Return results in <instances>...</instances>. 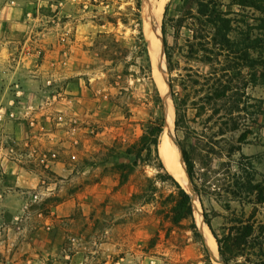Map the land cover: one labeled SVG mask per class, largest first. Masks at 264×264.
I'll return each mask as SVG.
<instances>
[{
    "label": "rangeland",
    "instance_id": "1",
    "mask_svg": "<svg viewBox=\"0 0 264 264\" xmlns=\"http://www.w3.org/2000/svg\"><path fill=\"white\" fill-rule=\"evenodd\" d=\"M160 3L163 7L157 22L154 9ZM222 3L223 10L234 13L231 17L236 25L246 29L247 24L256 29L254 35H263L259 29L264 15L249 8L228 7V0ZM133 4L134 0H0V50L6 52L0 56V105L6 109L0 149H16L7 155L6 176L0 184V200L7 197L6 214H0V264H204L201 247L189 238V232L182 235L175 230L173 240L166 239V224L155 215L157 203L131 202V196L145 189L146 178H152L155 170L140 163L124 184L116 170V164L134 161L129 152L150 111L143 103L141 83L132 75H120L124 61L130 58L126 56L115 66L108 60L116 53L114 41L130 48L132 31L120 23L109 24L106 17L118 16L117 11ZM166 7V17H177L183 5L181 0H141L148 51L146 21L148 33L152 31L161 48L163 62L156 53L158 71L153 73L151 63V74L162 98L164 118L166 105L174 113L161 33ZM103 33L113 38H103ZM190 35L183 29L178 45L183 46ZM173 36L168 28L169 45L175 43ZM176 50L180 67L192 66L202 73L210 70L184 59V52ZM128 71L137 69L129 67ZM254 74L244 70L245 112L240 130L227 137L236 140L243 135L239 153L231 157L232 169L233 161L243 156V164L251 162L258 181L264 184V85L250 82ZM17 89L22 91L19 98L15 97ZM167 138L169 144L179 147L177 142L183 136L175 132L174 122ZM195 151L198 168L210 165L218 169L229 161L227 149ZM156 187V195L169 191L160 183ZM193 194L200 207L192 204L197 227L199 210L202 216L206 213L216 236L225 235L230 215L224 207L226 198L217 201L202 196L200 201ZM63 203L70 211L59 216L56 208ZM229 205L235 215H254V222L264 223V203L232 201ZM202 220L208 229L204 216ZM209 229L218 259L224 264ZM157 231L160 238L153 246Z\"/></svg>",
    "mask_w": 264,
    "mask_h": 264
},
{
    "label": "trees",
    "instance_id": "2",
    "mask_svg": "<svg viewBox=\"0 0 264 264\" xmlns=\"http://www.w3.org/2000/svg\"><path fill=\"white\" fill-rule=\"evenodd\" d=\"M181 1L183 7L177 17H166L168 8H165L161 33L174 106V130L183 136L177 144L184 169L200 201L202 196L217 201L226 198L224 207L230 215L226 217L225 235H215L203 212L204 220L217 242L221 261L224 264H264V223L254 222V215L247 218L245 215H235L229 205L232 201L251 205L264 203V184L258 181V173L251 162L243 164V156L233 161L235 169H232L231 157L239 153L243 135H239L236 140L232 136L227 137V134L240 130L242 114L245 112L242 101L244 70L255 72L250 82L264 85V19L259 29L263 35H254L255 28L247 24L246 29L236 25L238 22L231 17L234 13L223 10L222 0ZM227 6L243 10L249 8L264 15V0H228ZM117 13L119 15L114 17L108 15L106 20L113 26L120 23L125 28L130 27L131 43L130 48H126L121 41H114L116 53L110 55L108 60L115 66L126 56L130 58L124 61L120 75H132L141 83L143 103L150 110L145 128L129 152L133 154L134 161L131 165L116 164L120 182L126 183L140 163L152 167L156 174L146 178L145 189L134 193L131 202L142 205L157 203L155 215L161 224H166V239L173 240L172 233L175 230L182 235L189 232V238L201 247L202 262L212 264L194 219L191 196L166 169L158 152L165 118L162 98L151 74L148 45L142 30L141 0H134L133 5ZM168 28L174 34L173 45H169L166 40ZM183 29L191 35L184 39L183 46H179L177 40ZM101 37L111 39L113 35L103 33ZM176 49L184 52V55L181 54L184 59L208 66L210 70L202 73L192 66L180 67L179 61L175 59ZM129 67L137 71L129 73ZM189 112H192V117ZM196 149H227L225 156L229 161L222 162L218 169H212L210 165L206 169L198 168ZM157 183L169 187V191L156 195ZM159 238L157 231L154 237L156 241L152 240L153 246Z\"/></svg>",
    "mask_w": 264,
    "mask_h": 264
},
{
    "label": "bare ground",
    "instance_id": "3",
    "mask_svg": "<svg viewBox=\"0 0 264 264\" xmlns=\"http://www.w3.org/2000/svg\"><path fill=\"white\" fill-rule=\"evenodd\" d=\"M162 7H163V4L160 3L159 7L154 9V15H155L154 18H155V20H157V22L159 21V19L161 17ZM148 27L149 26L147 24V21L144 22V31L148 37L149 53H150L152 67H153V73L157 75L158 70H157L156 65L158 63L156 64L155 54L157 53V56L160 54V63H162L163 59H162V54H161V48H160V43H159L158 39H154V37H153L154 35L153 36L151 35L152 31L150 33H148ZM159 31H160V29H159ZM158 87H159L161 94H162L163 85L160 83V80L158 82ZM162 95L164 98V103L165 104L168 103L167 97L164 95V93ZM173 122H174L173 108L171 107V105H168V106L166 105V108H165V125H164L165 127H164V132H163V135L161 137L160 144H159V155H160L166 169L174 176V178L177 180V182L179 184H181V186L191 195L192 204L200 210V207H199L198 203L196 202L195 194H193L194 191H192V189H191L192 187H190L189 180H188L187 174H186L185 169H184L180 149L176 145L168 143L167 131L172 130ZM199 210L197 211V214H196L197 215L196 220H197V223H199L198 227L201 231L202 237L204 238L206 247H207L208 252H209V256L212 259L213 264H222L218 259V254L216 251V246H215L213 237L211 236L210 232L208 231V229L204 225L203 220H202L203 216L199 214ZM200 213H201V211H200Z\"/></svg>",
    "mask_w": 264,
    "mask_h": 264
},
{
    "label": "built area",
    "instance_id": "4",
    "mask_svg": "<svg viewBox=\"0 0 264 264\" xmlns=\"http://www.w3.org/2000/svg\"><path fill=\"white\" fill-rule=\"evenodd\" d=\"M22 94V91L20 89H17L15 91V97L16 98H19ZM13 104L11 103V106ZM5 114H6V109L0 105V129L2 127V122L5 120ZM13 114L10 115V117H12ZM15 142V141H14ZM16 146L19 144L16 142L14 143ZM16 152V149L11 146V147H8L7 149H0V184L3 183L4 181V177L6 176V170H5V161H6V158H7V155H12V153H15ZM15 160H17L16 158H14Z\"/></svg>",
    "mask_w": 264,
    "mask_h": 264
},
{
    "label": "crops",
    "instance_id": "5",
    "mask_svg": "<svg viewBox=\"0 0 264 264\" xmlns=\"http://www.w3.org/2000/svg\"><path fill=\"white\" fill-rule=\"evenodd\" d=\"M7 42H3L2 44L6 45ZM0 56H3L5 55L6 56V52H5V48H2V50H0ZM0 61H1V58H0ZM1 76V75H0ZM4 92V90H3ZM5 170L7 171V168L5 167ZM19 180V179H18ZM4 198V197H3ZM17 201V199H16ZM15 201V202H16ZM18 202V201H17ZM5 207H7V197L5 196V199L3 200H0V214L1 213H5L6 214V209ZM70 211V208H69V205H67L66 203H63L59 206H57L56 208V212H58V215L59 216H66L68 214V212Z\"/></svg>",
    "mask_w": 264,
    "mask_h": 264
},
{
    "label": "water",
    "instance_id": "6",
    "mask_svg": "<svg viewBox=\"0 0 264 264\" xmlns=\"http://www.w3.org/2000/svg\"><path fill=\"white\" fill-rule=\"evenodd\" d=\"M180 153H181V151H180ZM181 158H182V156H181ZM208 227V226H207ZM208 229H209V227H208ZM210 230V229H209ZM212 235V234H211Z\"/></svg>",
    "mask_w": 264,
    "mask_h": 264
}]
</instances>
